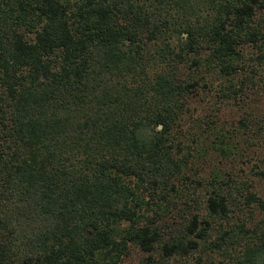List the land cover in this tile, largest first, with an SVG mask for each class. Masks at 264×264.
I'll use <instances>...</instances> for the list:
<instances>
[{
    "label": "trees",
    "instance_id": "1",
    "mask_svg": "<svg viewBox=\"0 0 264 264\" xmlns=\"http://www.w3.org/2000/svg\"><path fill=\"white\" fill-rule=\"evenodd\" d=\"M263 68L264 0H0V264H264V115L190 108Z\"/></svg>",
    "mask_w": 264,
    "mask_h": 264
},
{
    "label": "rangeland",
    "instance_id": "2",
    "mask_svg": "<svg viewBox=\"0 0 264 264\" xmlns=\"http://www.w3.org/2000/svg\"><path fill=\"white\" fill-rule=\"evenodd\" d=\"M244 58L249 59L251 57L257 56V50L255 47L249 45L244 48ZM252 63L253 61L250 60ZM246 71H249L251 68L250 66H246ZM188 73L189 69L186 65L181 69V72ZM246 71L239 72L240 78L243 74V76L246 75ZM260 73H264V68L260 69ZM199 76L201 74L197 73ZM197 75V76H198ZM260 92V90H259ZM251 93V91L249 92ZM260 93H263L262 91ZM257 94H252L251 98H248L245 100L246 105H243L241 102H228L225 104H218L215 97H212L211 95L206 96L205 100L203 101H193L191 103L190 108L196 109L194 113L195 118H203V119H220L221 122L225 123L226 126H231L233 124H238L239 119L242 117H248L249 122H252L259 117L264 115V104L261 105L259 103L253 102L252 99H257ZM264 99V97L262 96ZM264 101V100H263ZM220 105V106H219ZM217 117V118H216ZM253 124V123H252ZM254 125V124H253ZM253 127V126H252ZM256 126H254L255 128ZM264 137V136H262ZM248 141H251L252 143H257L254 146L247 147L245 144H241V150L245 151L246 154H248V159H250V162L237 165V169L241 168L243 169L244 173L246 175L250 174L251 169H258L256 166L260 165V167H264V145L260 146L258 144L259 139L260 141H263L259 135H254L252 132L250 133V138L247 136ZM261 159V160H260ZM199 163V162H197ZM258 164V165H257ZM199 164H196L195 166L198 167ZM205 165V164H203ZM254 165V166H253ZM253 167V168H251ZM205 170L202 172V174H205L209 171V167L207 165L204 166ZM256 184V187H259L258 192L260 195L264 196V180H256L254 181ZM146 256V253L139 250L138 248L133 247L131 249V253L128 257L125 258L123 264H138L144 257ZM189 263L194 264V259L190 258Z\"/></svg>",
    "mask_w": 264,
    "mask_h": 264
},
{
    "label": "water",
    "instance_id": "3",
    "mask_svg": "<svg viewBox=\"0 0 264 264\" xmlns=\"http://www.w3.org/2000/svg\"><path fill=\"white\" fill-rule=\"evenodd\" d=\"M95 229L91 225H86L83 229V234L85 236L92 237L94 235Z\"/></svg>",
    "mask_w": 264,
    "mask_h": 264
}]
</instances>
